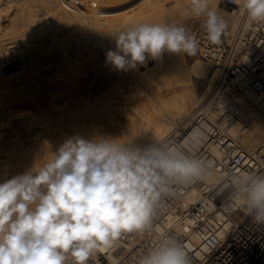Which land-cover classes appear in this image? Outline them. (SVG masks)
<instances>
[{
  "label": "clouds",
  "instance_id": "9594fccd",
  "mask_svg": "<svg viewBox=\"0 0 264 264\" xmlns=\"http://www.w3.org/2000/svg\"><path fill=\"white\" fill-rule=\"evenodd\" d=\"M188 0L185 22L126 25L105 53L116 71L129 72L162 58L165 52L197 55L200 41L187 21H201L207 41L221 45L240 25H264V0ZM215 169L176 143L145 146L121 138H67L52 158L0 183V264H90L100 251L129 233L149 234L176 186L206 183ZM228 192L226 207L242 209L264 226V172L223 170L216 195ZM134 264H194L175 236L160 233L158 243L140 252Z\"/></svg>",
  "mask_w": 264,
  "mask_h": 264
},
{
  "label": "built area",
  "instance_id": "2783aa9c",
  "mask_svg": "<svg viewBox=\"0 0 264 264\" xmlns=\"http://www.w3.org/2000/svg\"><path fill=\"white\" fill-rule=\"evenodd\" d=\"M230 4L231 14L237 6ZM234 18L240 26L230 31L219 46L207 41L201 27L192 31L200 41L197 54L211 66L213 91L208 107L220 112L218 117L212 119L202 113L180 124L162 142L180 144L206 160L218 179L176 186L164 198L153 233L126 234L114 248L97 253L90 264H134L140 252L158 243L160 233L179 239L194 264H264V226L253 224L242 209L226 207L228 192L223 196L215 193L223 170L264 172V140L256 149L246 145L244 138L252 126L240 116L238 102L250 92L255 94V109L264 116V25L245 28L241 16ZM236 123L240 124L239 130L233 133ZM193 131V142L184 144Z\"/></svg>",
  "mask_w": 264,
  "mask_h": 264
},
{
  "label": "bare ground",
  "instance_id": "6f19581e",
  "mask_svg": "<svg viewBox=\"0 0 264 264\" xmlns=\"http://www.w3.org/2000/svg\"><path fill=\"white\" fill-rule=\"evenodd\" d=\"M155 1L157 2V7H156L157 10L156 9L154 10L158 14V17L156 16L158 19L156 20H158V22H165V21L171 22L170 18H167V16H165L167 9L165 8L163 0H155ZM137 2L139 4V5L137 4V6H132L133 4L132 5L129 4L132 7L128 8V12H129V15H131L132 18H134V21L139 24V23L145 22L146 20H149L147 19V12L149 13V10H151V8H150L149 0H137ZM156 2H154L155 5H156ZM76 3H79V2L76 1ZM151 3H153V1ZM174 3L175 4L173 5L175 6L172 11L173 14L181 13L182 9L187 5L188 0H175ZM67 8H69V6ZM76 9H79V8L75 7V10ZM79 10L81 12V9ZM82 11L85 12L84 10ZM136 11L139 12L138 15L140 16L137 17V14L134 16ZM72 13L74 12L72 11ZM132 13L134 14L132 15ZM49 14H50V11H49ZM64 16L68 17L67 19H69V21H72V22L81 23V21L84 19V17L83 19L79 18L78 15L75 13L71 14L70 16L69 14L68 16L67 15H64ZM91 20H93V18ZM179 20L181 21V19ZM88 23L90 24L89 21ZM91 23H93L94 28L98 27V26H95V24L98 23L97 21L94 20V22H91ZM89 24L87 25L82 24V25L85 27V29H89V30L91 29L92 31L93 28ZM87 39L86 41L89 42ZM98 39H100V36ZM66 42L64 41L62 43L64 44L62 45V47L63 46L64 47L61 48L62 51L60 52V54L57 52L56 57L52 59L53 64L46 66V68L51 70L52 78L54 77L53 80H51L53 81L52 86L47 87V88H41V90L39 89L40 90L39 92H35L34 95L33 96L31 95L30 97L31 100H30L29 108H32L31 105H33V107L35 108V110H37V112H34L32 109H26V111L22 109L21 111H25V112L22 113L21 116H24L25 118L23 121L21 120V122L18 123L17 121H13L14 119L13 117H15L14 116L15 113L14 114L12 113L13 111L11 113L9 112L8 114H6L8 111H10V109L12 110V108L6 107L4 108L5 111L3 109H2L3 111H0V112H3L2 113L3 115L6 114L5 116H8V118L10 117L9 119L7 118V120H9L10 121L9 123L12 124V125L9 124L10 125L9 127L7 126L4 129L2 128L0 129L1 137L4 135L5 138L6 137L10 138V142L8 143V145H6L7 147H3V148L0 147V154H3L5 152V153H8V155L11 154L9 157L11 156L13 157L19 154L20 155L26 154L27 152H30V151L38 152L37 150L41 148H42V151L44 149L45 150L48 149L51 154H49V151H48L47 152L48 154H45V155H37L35 153L34 155L29 156L30 159L28 161L31 162V159L36 161L38 166H36L35 164V168L37 167L39 168L43 166L44 163L48 162L52 158V152H55L56 149L60 146V144H62L67 138L72 137V136H81L84 138H93L96 136H107V137H113V138H121L122 142H127V143L133 142L136 145L145 146V145H148L154 142L162 143L170 134H172L175 131V129L181 124V122L185 123L189 119L198 118L202 113H206L210 116V118L214 119V118H217L220 113L216 111H211V109H209L208 105H209L210 99L208 100V103L205 102L206 103L205 105H201V104L199 105L200 100L195 97L194 92L189 89H186V87L183 88L181 86L180 81L182 80H186L187 78H190L193 75L200 77L202 59H198L192 67H191V64L193 63H191L190 64L191 70H189L186 67L185 59L183 55L172 54V53H167V52L163 54L164 58L162 57L159 60L153 61L149 59L146 65L143 66L144 69L141 71L137 72L134 70V71H130V73L128 72L127 73L123 72V74L121 73L122 80L127 82L128 83L127 85H129V87L133 88V85H138V86L141 85L144 88H146V91H145L146 93H144L143 95H138V91H139L138 90V91H135L137 95L136 94L134 95L133 93L132 94L130 93L131 89L128 90V88H124L119 91L118 95L111 96L110 101H108V104L91 103L92 99L96 97L95 96L96 92H99L100 90L102 91L103 90L102 88H104L105 85L107 86V83L108 84L113 83L112 85L114 87L115 83L118 82V80L115 79L114 76L112 77L109 75V77L106 78L107 83L106 81L102 80L101 82L102 85H99L96 87L95 85H92V84H91L92 86L86 85L87 83L85 84V86L84 84L82 85L81 80L83 77L80 78L82 74L79 71V69H81L80 68L81 63L77 61V58H76L77 54L75 53L76 55H74L72 54L73 52L71 53V51H69V47H68V44L66 45ZM73 43L74 42L72 41V44ZM104 43H106V41ZM12 44H14L13 41H12ZM78 45L80 46V44ZM85 45H88V44H85ZM106 45L104 47H106ZM12 46H15V45H12ZM48 46L49 44L47 45V47ZM49 48L47 50H49ZM85 48L86 47L84 46V50ZM70 49L72 50V48ZM86 49H89V48L87 47ZM91 50L93 51V49ZM79 54L81 55V52ZM2 70H4V68H2ZM37 71L38 72L35 75L37 76L38 81H42L41 76H43L46 70L45 68L40 67ZM87 71H88V68H87ZM104 75H102V77ZM85 79L86 81L95 83V81H93L95 78L93 80L91 79L87 80L88 78L86 77ZM5 81H7V79H4V78L0 79V89L1 90L5 88L4 86H8ZM156 82L158 85H157V88L155 89L154 83ZM210 82H211L210 83L211 89L209 90H211L210 92H212L213 91V78L211 79V76H210ZM113 87L111 89H113ZM162 91H168V93L170 94H166V93L164 94ZM256 98H257L256 95L251 92L248 93L246 97L242 96L238 98V102L240 104V108H239L240 116L249 120L252 126L250 133L247 135L246 138H244L246 145L250 149H256L264 140V116L255 109ZM166 100H170V102H167ZM190 107L192 108L190 109ZM40 114L42 116L44 114V116L47 117L46 122L50 121L48 123L50 130H53L54 129L53 127H55L56 131H54V133L52 132L53 134L46 132L47 126L45 127L46 131L44 130L45 128L43 129L41 127L42 129L38 128L39 129L38 130L36 127L37 130H35L33 133L30 134L32 127L40 126L41 123L39 124L37 122L39 119H36V118L42 117L40 116ZM178 115L180 116L183 115V117H185V119L181 121L180 123L176 120L177 119L176 117ZM40 120H45V118L44 119L41 118ZM239 126H240L239 123H236L233 126V129H232L233 133H236L239 130ZM42 130H44V132ZM136 130H144V131L140 132L139 134H136V136H133ZM205 132H206L205 130H203V132H200L202 139L205 137ZM29 137L31 138L33 137L32 141L30 142H34V144L33 143L30 144L32 145V147L30 148L28 147L29 141H27V138ZM194 138H195V131L190 132L186 136L184 140V144L193 142ZM13 143H16V145L17 143L19 144L16 147V145L13 146ZM45 144H46L45 147H48V148H44L43 145ZM18 147H20L19 150H21V152H12L11 149L15 150L17 148L18 150ZM49 147L51 148V150L53 149V151H51ZM0 156H2L0 157V183H2L5 179H10L12 176L18 175V172L12 168H14L15 166L19 167V164H20L19 162L22 158H20L19 162L17 161L19 164L16 165L15 163L17 162H12L9 159L1 162V160H4V157L3 155H0ZM5 156L7 157V155ZM25 162L22 164H24L25 169L27 168L26 170H28L31 166L29 168L26 167V166H29V164L26 165ZM13 164H15L14 167L10 168V165H13ZM32 167H34L33 162H32ZM210 179L215 181L218 179V177L216 174H214L213 177Z\"/></svg>",
  "mask_w": 264,
  "mask_h": 264
},
{
  "label": "rangeland",
  "instance_id": "374dc122",
  "mask_svg": "<svg viewBox=\"0 0 264 264\" xmlns=\"http://www.w3.org/2000/svg\"><path fill=\"white\" fill-rule=\"evenodd\" d=\"M76 1L79 3L81 1L82 2L79 4V3H76ZM85 1H86V3H85ZM149 1H150L151 10H149V13L147 12V19H149L150 21L146 20L143 23H149V22L150 23H157L158 20H156V19H158L157 18L158 14L154 10V9L157 10V8H156L157 2L155 0H149ZM152 1H153V3H151ZM154 2H156V5ZM174 2H175V0H169V1L163 0L165 8L167 9L165 16H167V18H170L171 22H176V21L177 22H185L184 18L181 16L180 13L173 14L172 11H173L174 6H175V5H173V4H175ZM134 3H135V5H134ZM218 3H219V7L221 10H223L225 13L230 14L228 12V10L231 7L230 3H228L224 0H218ZM86 4H88V5H86ZM129 4H131V5L133 4L132 6H137L138 2H137V0H114V1H112V0H84V1L83 0H75V2H74V0H0V52H2V53H0V63H1L0 65H2V66H0V69L2 70V68H4V70H2V71L0 70V79L1 78L7 79V81H5V82L8 85V86H4L5 88H3V90L0 89V111H3L4 108H6V107L12 108V110L10 109V111H8L6 114H8L9 112L11 113L13 111L12 113L13 114L15 113L14 114L15 117H13L15 120L13 119V121H17L18 123H20L21 120L22 121L24 120L25 117L21 116V115H22V113H24L26 111V109H32L34 112H37V110H35L33 105H31L32 108H29L30 100H31L30 97H31V95L33 96L35 92H39L41 90V88H47V87L52 86L53 81H51V80H53L54 77L52 78L51 70L46 68V66L53 64L52 59L56 57L57 52L60 54V52L62 51L61 48L64 47V46L62 47V45H64V44H62L64 41L65 42L67 41L66 45L68 44L69 51H71V53L73 52L72 54H74V55L77 54L76 55L77 61L79 63H81V65H80L81 69H79V71L82 74L80 76V78L83 77L81 80L82 85L84 84V86H85L86 83H87L86 85H89V86L95 85V87L102 85L101 84L102 80L106 81V78L109 77V75L112 77L114 76V78L118 80V82L115 83L114 87L112 85L113 83L108 84L106 81L107 86L105 85V87L102 88L103 89L102 91L100 90L99 92L95 93L96 97L94 99H92L91 103L108 104V101H110V97L118 95L119 91L121 89H124V88H128V90L131 89L130 93L131 94L133 93L134 95L135 94L137 95V93L135 91H138V90H139L138 95H143L144 93H146L145 92L146 88H144L141 85H139V86L133 85V88L129 87V85H127L128 83L125 82L124 80H122L121 73L123 74V72L122 71H116L113 67H111V65H109V64L107 65V63L105 62L106 61L105 53L107 51H109L110 49L114 50V47H115L114 35L116 33H118L121 29H123L126 25L138 24L134 21V18H132V16L129 15L128 8L132 7ZM68 6H69V8H67ZM75 7L76 8L78 7L79 9H81V12L79 9H76L77 10L76 11ZM82 10H84L86 13L83 12ZM49 11H50V14H49ZM72 11L75 14H77L79 18L83 19V17H84V19L81 21V23L69 21V19H67L68 17L64 16V15L68 16V14H69V16L71 14H74V13H72ZM77 12H79V13H77ZM93 13H94V15H93ZM138 13L139 12L136 11L135 14L132 13V15L134 14V16H135L137 14V17H138V16H140V15H138ZM80 14H81V16L83 14V16L81 17ZM84 14H86V15H84ZM87 15L89 18L87 17ZM92 16H94V17H92ZM63 17L65 18V20ZM91 17L93 18V20H91L92 19ZM179 19H181V21ZM87 20L90 22V24L88 23ZM94 20L98 22V23H96L97 25L95 24V26H98V27L100 26L99 28L98 27L94 28L93 23H91V22H94ZM158 23H160V22H158ZM187 23H188V27L190 28L191 31H193L196 28L201 27V21L196 20V19L189 20V21H187ZM82 24L91 25V27L93 28L92 29L93 32L91 31V29L90 30L85 29V27ZM92 34L94 37L92 36ZM75 36H76V38H75ZM91 36H92V38H91ZM95 36H97V37H95ZM99 36H100V39H98ZM50 37H51V39H50ZM78 38H79V40H78ZM70 39H72V40H70ZM86 39L89 42H87ZM97 39H98V41H97ZM77 40H78V42H77ZM104 40L106 41V43H104L105 42ZM12 41L14 44H12ZM72 41L74 42L73 43L74 45L72 44ZM39 42H41V43H39ZM103 43L105 45L107 44L108 46L106 45V47H104L105 45ZM48 44H49V46L47 47ZM75 44H76V46H75ZM78 44H80V46ZM85 44H88V45H85ZM9 45H11V46H9ZM12 45H15V46H12ZM83 45L86 48L88 47L89 49L85 48V50H84ZM75 47H76V49H75ZM48 48L50 51L47 50ZM70 48H72L73 51ZM91 49H93V51ZM80 52H81V55L79 54ZM103 56H104V58H103ZM183 57L185 59L186 67L189 70H191V67L196 63V61L198 59H201L198 54L193 56V57H187V56H183ZM82 63H83V65H82ZM191 63H193V64H191ZM40 64H41V66H40ZM190 64H191V67H190ZM3 65H5V66H3ZM37 65H38V67H37ZM86 66H88V67H86ZM40 67H43L46 70L44 72L43 76H41L42 81H38L37 76L35 75L38 72L37 70ZM87 68H88V71H87ZM143 69H144V67L141 66L135 71L138 72V71H141ZM200 71H201L200 77L193 75L192 77L187 78L186 80L180 81V83H181V86L183 88L186 87V89H189V90L194 92L195 97L200 100L199 105L200 104L205 105L206 103H208V100L211 99L210 98L211 97V92H210L211 90H209V89H211L210 88L211 66L202 60ZM128 73H130V71ZM102 75H104V76L102 77ZM86 77L88 78L87 80H89V79L93 80L95 78L93 81H95L96 84L93 82H90V81H86V79H85ZM49 78H50V80H49ZM40 82H42V83H40ZM38 83L41 85H39ZM194 83H195V85H194ZM157 85H158L157 82L154 83L155 89L157 88ZM111 86L113 87V89H111L112 88ZM87 88H89V87H87ZM162 92L164 94L165 93L170 94V93H168V91H162ZM208 92H210V93H208ZM45 93H46V91H45ZM108 94H109V96H108ZM167 99H169V98H167ZM166 101L170 102V100H166ZM191 108L192 107H190V109ZM22 109H24L25 111H21ZM19 110H20V112H19ZM0 113L2 114L3 112H0ZM1 114H0V129L1 128L4 129L7 126L9 127L10 126L9 124H11V123H9L10 121L7 120L8 116H5L6 114L5 115L2 114L3 116ZM36 114H38V113H36ZM40 116H42V115L40 114ZM41 118L42 119L45 118V120H40ZM46 118L47 117H45L44 114L42 117L36 118V119H39L37 121L39 124L40 123L42 124L44 121L45 122L42 125L40 124V126L32 127L30 134L33 133L38 128L44 129L46 126H47V131H46V128L44 130L47 133L53 134L54 131H56L55 127H53L54 129L51 128L53 130H50L49 126H48V123L50 121L46 122ZM176 118H177L176 120L179 123L185 119V117H183V115H181V116L178 115ZM38 123H37V125H38ZM181 124H183V123L181 122ZM36 127H37V129H36ZM14 129H16V128H14ZM44 130H42V131L44 132ZM13 131H11V132H13ZM143 131L144 130H136L135 134L133 136H136V134H139L140 132H143ZM2 132H4V131H2ZM2 137L0 136V140H1L0 141V147H2V148L7 147L6 145H8V143L10 142V138L9 137L5 138L4 135ZM32 139H33V137L27 138V141H29L28 142L29 148L32 147V145H30L31 143L34 144V142H30V141H32ZM19 143H17V145H16V143H13V146L16 145V147H17ZM43 146H44V148H48V147H45L46 144ZM19 148L20 147H18V150H17V148L15 150H13L14 149V147H13V149H11V150H12V152H21V150H19ZM49 149L51 150L50 147H49ZM46 150L44 149L42 151V148H41V149L37 150L38 152L30 151V152H27L26 154H21V155L19 154L17 156H13V157L12 156L9 157L11 154L8 155V153L4 152L3 154H0V155H3V157H4V160H1V162L5 161L7 159L11 160L12 162H17V161L19 162L20 158H22L19 162L20 164L18 162L15 163L16 165L19 164V167L15 166L16 167L15 168L14 167L15 164L10 165V168L14 167L12 169L16 170L18 172V174H22L25 171H27L26 170L27 168L25 169V167H24L25 165L22 163H24L25 161L28 162V163L25 162L26 165L29 164V166H26L28 168L30 166L32 167V162H33V166H35V164H36V166H38L36 161H34L32 159H31V162L28 161L30 159L29 156L34 155L35 153L37 155L48 154L47 152L49 150L48 149H46ZM51 151H53V149ZM49 154H51L50 151H49ZM5 155H7V157ZM0 157H2V156H0ZM31 167L29 169H31ZM37 169H38V167H37Z\"/></svg>",
  "mask_w": 264,
  "mask_h": 264
}]
</instances>
